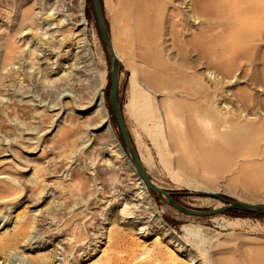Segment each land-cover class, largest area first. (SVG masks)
<instances>
[{
  "label": "rangeland",
  "instance_id": "1",
  "mask_svg": "<svg viewBox=\"0 0 264 264\" xmlns=\"http://www.w3.org/2000/svg\"><path fill=\"white\" fill-rule=\"evenodd\" d=\"M100 1L151 181L192 209L264 205V0ZM109 69L90 0H0V264H244L264 250V215H189L148 190L140 218Z\"/></svg>",
  "mask_w": 264,
  "mask_h": 264
},
{
  "label": "water",
  "instance_id": "2",
  "mask_svg": "<svg viewBox=\"0 0 264 264\" xmlns=\"http://www.w3.org/2000/svg\"><path fill=\"white\" fill-rule=\"evenodd\" d=\"M90 2L92 5V10H93V14H94V17L97 23V27L99 30L100 39L103 42L108 52V59H109V65H110V69H109L110 88H109V95H108L109 110L112 113L114 120L116 122V125L118 127L123 151L129 158L131 164L134 166L135 171L137 172L138 176H140L141 179L143 180L147 189L154 193L163 194L167 198L170 205L175 207L177 210L185 214H189V215L213 216L219 213H223L230 209L244 211V212H252L258 215H264V205L242 202V201H237V200H225L222 198L221 199L224 201L225 204L222 206L213 208L211 210H197V209L188 208L172 200L170 197V193L164 191L163 189H161L159 186L155 185L151 181L133 145L129 131L125 124L121 106L118 102L117 85H118L119 59L117 58L114 52L113 46L111 44V39H110L108 28H107L105 18L103 15L100 0H90Z\"/></svg>",
  "mask_w": 264,
  "mask_h": 264
},
{
  "label": "bare ground",
  "instance_id": "3",
  "mask_svg": "<svg viewBox=\"0 0 264 264\" xmlns=\"http://www.w3.org/2000/svg\"><path fill=\"white\" fill-rule=\"evenodd\" d=\"M116 56H117V54H116ZM117 58H118V56H117ZM125 158L127 160L129 159L128 157H125ZM129 161L130 160H128V162ZM131 166H133V165L131 164ZM133 169L135 170L134 166H133ZM136 175H137L136 181L132 182V186L133 187H130L132 189L133 188L137 189L136 192L132 193V196L135 198L133 200H135V206L137 208H139L138 210H140L142 208L140 210V212H139L140 218L150 217L151 216V212H153V210L151 212H149V211H146V210L151 209V208L146 209V206L143 205V204L140 206V201H142V203H143V201H144L143 199H148V203H150L149 202V201H151L150 200V194H149L148 189L145 186L143 180L141 179L140 176H138L137 172H136ZM128 191H130V190H128ZM138 201H139V203H138ZM121 211L123 213L127 214V213L131 212V208L128 207L127 205H124L121 208ZM229 251H231V249ZM255 254H257V255H255ZM244 260H245V262H243L244 264H264V250L256 249V251L254 252V255L250 254V256L249 257L246 256V258H244ZM170 262H171V260L169 261V263ZM219 264H232V263L228 259V260L219 261Z\"/></svg>",
  "mask_w": 264,
  "mask_h": 264
},
{
  "label": "trees",
  "instance_id": "4",
  "mask_svg": "<svg viewBox=\"0 0 264 264\" xmlns=\"http://www.w3.org/2000/svg\"><path fill=\"white\" fill-rule=\"evenodd\" d=\"M101 2V1H100Z\"/></svg>",
  "mask_w": 264,
  "mask_h": 264
}]
</instances>
